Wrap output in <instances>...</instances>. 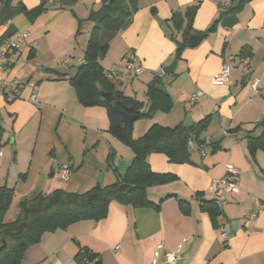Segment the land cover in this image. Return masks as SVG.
Returning <instances> with one entry per match:
<instances>
[{"label": "crops", "instance_id": "obj_1", "mask_svg": "<svg viewBox=\"0 0 264 264\" xmlns=\"http://www.w3.org/2000/svg\"><path fill=\"white\" fill-rule=\"evenodd\" d=\"M21 1L30 10L41 3L14 0V4ZM241 3L237 12L223 16L225 10L218 0H138L132 20L111 41L107 53L117 49L116 57L107 60L106 54L100 62L110 70L133 53L144 71L136 77L124 75L113 81L116 89L148 103L147 83L160 75L174 104L169 112L157 111L152 118L137 120L134 137L142 136L154 123L189 126L211 115L202 137L207 142L219 141L222 149L212 152L211 146L191 142L192 161L188 163L171 162L164 153L149 154L147 160L154 171L176 176L166 184L151 186L150 200L158 203L168 194L174 196L165 198L159 208H134L112 201L103 219L80 220L66 229L45 233L39 243L26 250L20 264H82L76 259L80 246L97 253L100 264H264V151L258 149L251 155L243 132H229L236 126L251 130L264 120V0ZM194 4L198 9L193 35L203 34L204 39L196 47L185 48L177 59V42L170 37L173 30L167 21L175 11L185 12ZM101 6L102 0H76L66 5L48 0L49 8L40 15L21 13L0 26V47L28 34L12 56L11 65L0 67V85L14 80L23 83L15 99L0 93V148L4 152L0 158V186L14 187L15 195L19 179H25L21 176L25 168L30 174H44L51 169L54 176L57 168L59 173L68 164L73 171L85 163L96 145L107 146L115 156L114 171L105 172L99 181L96 176L102 166L96 163V169L79 187L69 186L67 191L85 192L99 183H114L117 174H123L133 161V151L108 131L109 120L102 106H83L69 82L85 60L94 26L88 17ZM216 20L221 22L215 31H209ZM11 25L15 34L2 41ZM175 32L181 40V32ZM32 49L34 55L30 56ZM175 59V75L165 74L164 68ZM224 63L231 65L229 81L215 84L213 77ZM55 71L67 76L60 77ZM254 80L258 81L257 94L252 87ZM199 91V98L191 101ZM33 92L35 102L29 100ZM140 93L145 98L141 99ZM81 113L85 119L88 114L98 118L89 125ZM55 122L58 129L53 131ZM29 129L36 137L30 143L33 158L25 164L20 150L29 143L23 137ZM75 142L80 147L74 148ZM9 143L16 144L15 152L4 148ZM227 163L238 170V193L227 192L223 183L219 184L221 192L216 193L214 188L215 182L226 176ZM50 191L52 187L45 193ZM178 198L188 201L187 213L180 209ZM202 198L218 199L223 213L217 222L201 209ZM250 212H256L257 217L248 218ZM17 214L8 220H14ZM169 254L175 255L172 260Z\"/></svg>", "mask_w": 264, "mask_h": 264}, {"label": "trees", "instance_id": "obj_2", "mask_svg": "<svg viewBox=\"0 0 264 264\" xmlns=\"http://www.w3.org/2000/svg\"><path fill=\"white\" fill-rule=\"evenodd\" d=\"M74 2L76 0H59L62 5ZM241 5L242 3L238 7H231L223 16L237 12ZM138 7V0H102L101 8L88 17L93 20L94 26L85 48L84 63L69 78L83 106L105 108L109 120L108 131L132 149L134 153L132 163L123 174L118 173L117 180L109 185L99 183L85 192H69L63 189H55L48 193L39 191L21 200L19 214L11 222H6L5 216L13 203L15 189L7 185L0 186V247L4 242L6 244L0 250V264H20L26 250L39 243L47 232L66 229L80 220L105 218L112 201L131 205L134 208H159L165 198L175 194H168L155 203L150 200L148 189L151 186L166 184L176 176L154 171L147 160L149 154L164 153L171 162L188 163L192 161L191 142L199 146H211L212 152L222 149L219 141L207 142L202 137L210 124L211 115L189 126L182 123L175 126L154 123L142 136L134 137V125L137 120L152 118L157 111L169 112L174 104L163 76L156 75L147 83L148 103H145L135 96L116 89L114 82L106 75L107 70L100 62L109 51L115 34L130 23ZM48 8V0H41V3L31 10L22 1L14 4V0H0V26L8 24L18 14L25 13L35 17ZM197 9L198 4H194L185 12L175 11L167 21L173 30L170 37L177 42V59L189 46L188 40L194 33L193 20ZM220 20H216L209 31H215ZM175 31L181 32V40L177 39ZM14 34L11 25L4 33L2 41L10 39ZM33 55L34 49L30 52V56ZM10 65L11 63L8 67ZM47 70L54 72L52 69ZM55 72L60 77L67 76V73ZM103 91L112 92L111 97L104 98ZM122 112H127L135 117V120L124 122ZM240 131L247 140L251 155H254L258 149L264 151V120L257 122L251 130L243 129L241 126L229 130L231 133ZM21 176L24 178L26 174ZM178 201L182 212L187 213L188 201L183 198H178ZM200 201L201 209L208 211L212 219L217 222V218L223 213L218 199L202 198ZM76 259L82 264L101 263L97 253L82 246Z\"/></svg>", "mask_w": 264, "mask_h": 264}, {"label": "rangeland", "instance_id": "obj_3", "mask_svg": "<svg viewBox=\"0 0 264 264\" xmlns=\"http://www.w3.org/2000/svg\"><path fill=\"white\" fill-rule=\"evenodd\" d=\"M117 53H118V50L114 49V51H112V53H107L108 55H106L107 57L106 56L105 57H106V59L109 58L107 60H111L112 58L116 57ZM122 63H123V60H122V62L120 61L116 66H114L112 68H116V67L122 65ZM139 97L141 99L145 98L143 93H140ZM102 108H101V110H103V112H104L105 108L104 109H102ZM105 112H106V110H105ZM79 115H81L83 117V119L85 120V123L89 124V125L94 123L93 119L98 118L97 116H93L91 114H88V116H86V119H85V117L83 116L82 113ZM141 120H145V119H140L139 121L141 122ZM57 129H58V124L55 122L53 124V131H56ZM35 135L36 134H34V133H33V135H32V133L30 134V129H29V134L25 132V134L23 136L26 141H29V143L25 147L21 148V150H20V155L22 157V161L25 164H28L33 158V147L31 146L30 143L34 142L35 137H36ZM83 137H84V133L82 132V136L80 135V139L83 140ZM75 143L76 144L74 145V148L80 147V145H78L77 142H75ZM122 146L126 147L127 145L122 143ZM4 148L5 149L6 148H13L12 152H15L16 144L15 145L11 144V143H9L7 145L5 144ZM126 148H130V147L127 146ZM81 149H83V148L81 147ZM130 150H132V149L130 148ZM48 154H51V150L48 152ZM114 161H115V156H113L109 152V148L105 145H103V147H102V144H101L100 146L96 145L94 147V150L88 155L85 163L81 167H79V168L77 167L73 171L70 170V177L68 179H64L59 175L58 168H57L54 176H52L54 170H51V169L46 171L44 174H40V173L36 174L33 172L30 174V172H28V170H26V168H25V170H24V172H25L24 174H26L25 179H19V182L17 184L18 186L16 189V195L13 199L12 205L10 206L8 212L6 213L7 215H6L5 221L11 222V220H8V219H10L15 213L19 214V205H20L21 200H23L27 197H31L32 195H34L35 193H37L39 191L45 192V191H47L48 187H52V190L63 189L66 191H67V187H69V186L79 187L78 184L83 179L86 178V175L90 174L92 169H96V167H97L96 163H99L102 166L101 171H99L98 175L96 176V179L99 178L100 174H105V172H107V171H109L111 174L114 171V169H113L114 164H115ZM65 165H68V164H65ZM77 171H78V173H77ZM17 178H18V176L15 175L14 179H17ZM108 179H109V177H108ZM11 181L12 180H10V182ZM69 181H71V182L68 183ZM39 185H40V187H39ZM69 192H73V191H69ZM18 214H17V216H18ZM17 216H16V218H17Z\"/></svg>", "mask_w": 264, "mask_h": 264}, {"label": "built area", "instance_id": "obj_4", "mask_svg": "<svg viewBox=\"0 0 264 264\" xmlns=\"http://www.w3.org/2000/svg\"><path fill=\"white\" fill-rule=\"evenodd\" d=\"M220 2V5L223 10L227 11L231 7H234V3L236 0H218ZM28 36L27 33H23L13 40H11L8 44H6L3 47H0V67H5L8 66L11 63V58L15 54V51L18 50L20 47V44L23 43ZM69 58L67 59V61ZM248 60L246 59V63ZM144 71L143 67L140 64H137L135 61V56L133 53H129L125 56L122 65L116 67V68H111L110 70L106 71V75L108 78L112 81H118L120 80L124 75L130 76V77H136L142 74ZM231 74V65L224 63L221 70L214 75L213 77V82L215 84H226L229 81V77ZM23 86V83L20 80H14L11 84L6 85H0V93L5 94L8 98L10 99H15L18 97L17 90L18 88H21ZM252 87L254 89V92L257 94L259 93V87H258V81L254 80L252 82ZM35 88V86H34ZM202 94L201 91L197 92L195 95L191 97V101H195L199 98V96ZM37 99L36 93H32L29 97V100L32 102H35ZM4 152L0 148V158L3 156ZM70 166L69 165H64L62 168L59 170V175L64 178L68 179L70 177ZM226 176L219 180L216 181L214 184V188L216 190V193L221 192L219 188V184L223 183L224 184V189L227 192L230 193H238L240 192V187L236 182V177L238 176V170L232 163H227L226 164ZM256 212H250L247 214V217L250 219H253L257 217ZM221 231L225 235V226H221ZM174 254H169L168 258L172 260L174 258Z\"/></svg>", "mask_w": 264, "mask_h": 264}, {"label": "water", "instance_id": "obj_5", "mask_svg": "<svg viewBox=\"0 0 264 264\" xmlns=\"http://www.w3.org/2000/svg\"><path fill=\"white\" fill-rule=\"evenodd\" d=\"M240 0H236L234 3V7H237L239 5ZM204 39V35L203 34H196V35H192L190 36L188 42H189V46L190 47H196L198 46L202 40ZM177 66V59H175L170 65L166 66L163 70V72L165 74H173L175 69ZM112 95V92H102V96L104 98H110ZM122 119L124 122H133L135 120V117L129 115L127 112H122ZM53 175V174H52ZM99 181L103 180V174H100ZM5 242L4 244L0 247V250L5 246Z\"/></svg>", "mask_w": 264, "mask_h": 264}]
</instances>
